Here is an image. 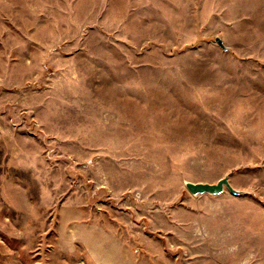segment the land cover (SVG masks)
Instances as JSON below:
<instances>
[{"label": "rangeland", "instance_id": "374dc122", "mask_svg": "<svg viewBox=\"0 0 264 264\" xmlns=\"http://www.w3.org/2000/svg\"><path fill=\"white\" fill-rule=\"evenodd\" d=\"M77 209L139 264H264V0H0V264H95Z\"/></svg>", "mask_w": 264, "mask_h": 264}, {"label": "crops", "instance_id": "0c3cea01", "mask_svg": "<svg viewBox=\"0 0 264 264\" xmlns=\"http://www.w3.org/2000/svg\"><path fill=\"white\" fill-rule=\"evenodd\" d=\"M82 216L83 210L62 211L58 244L63 251L82 245L95 264H139L123 239L103 226L79 222Z\"/></svg>", "mask_w": 264, "mask_h": 264}, {"label": "water", "instance_id": "95a60500", "mask_svg": "<svg viewBox=\"0 0 264 264\" xmlns=\"http://www.w3.org/2000/svg\"><path fill=\"white\" fill-rule=\"evenodd\" d=\"M216 41L222 48L227 49V46L224 44L222 38L217 37ZM185 184L187 189L194 195H201V194L220 195L224 193L226 189H228L234 195L243 194L242 190L236 189L231 184L228 176L222 177L216 183L187 181Z\"/></svg>", "mask_w": 264, "mask_h": 264}]
</instances>
